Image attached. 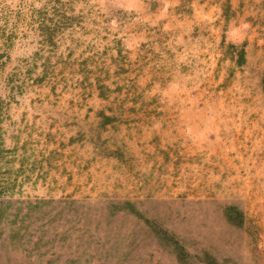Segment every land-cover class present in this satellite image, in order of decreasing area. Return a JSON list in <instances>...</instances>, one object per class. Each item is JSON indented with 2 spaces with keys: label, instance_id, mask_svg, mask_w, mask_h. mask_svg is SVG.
I'll list each match as a JSON object with an SVG mask.
<instances>
[{
  "label": "rangeland",
  "instance_id": "1",
  "mask_svg": "<svg viewBox=\"0 0 264 264\" xmlns=\"http://www.w3.org/2000/svg\"><path fill=\"white\" fill-rule=\"evenodd\" d=\"M146 219L264 264V0H0V264H182Z\"/></svg>",
  "mask_w": 264,
  "mask_h": 264
},
{
  "label": "trees",
  "instance_id": "2",
  "mask_svg": "<svg viewBox=\"0 0 264 264\" xmlns=\"http://www.w3.org/2000/svg\"><path fill=\"white\" fill-rule=\"evenodd\" d=\"M229 49L232 51L235 50L238 53L237 62L239 65H243L246 62L245 46L242 45V47H238L237 45L230 44ZM120 208H122V210H130L131 212L137 214L138 218H143L141 213L136 210L134 205L130 202L123 203L122 205H120ZM224 212L229 223L235 224L237 226H241L244 223V214L237 207H226ZM233 214H235L234 219L232 217ZM146 222L150 225V227H152L153 231H155L157 237L163 243L169 245L172 248L173 252L176 253L179 261L182 264H189L192 255L188 253L185 246L181 243L179 239L176 238L175 235L159 227V225L155 221L146 219ZM196 257L199 258L200 262L204 264H218L216 259L209 253H204L201 256L197 255Z\"/></svg>",
  "mask_w": 264,
  "mask_h": 264
}]
</instances>
